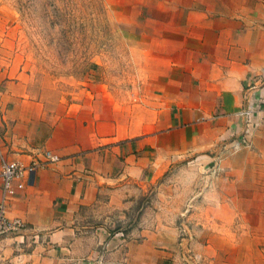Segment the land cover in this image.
<instances>
[{"label": "crops", "instance_id": "crops-1", "mask_svg": "<svg viewBox=\"0 0 264 264\" xmlns=\"http://www.w3.org/2000/svg\"><path fill=\"white\" fill-rule=\"evenodd\" d=\"M134 27V77L117 91L46 94L0 71V166L60 156L14 180L6 213L25 228L0 238V262L180 264L173 221L110 226L160 159L211 151L264 174V0H135ZM239 201L253 204L231 190L220 206Z\"/></svg>", "mask_w": 264, "mask_h": 264}, {"label": "rangeland", "instance_id": "rangeland-1", "mask_svg": "<svg viewBox=\"0 0 264 264\" xmlns=\"http://www.w3.org/2000/svg\"><path fill=\"white\" fill-rule=\"evenodd\" d=\"M134 19L135 0H0V71H22L46 94L104 82L117 91L134 77ZM207 152L160 159L161 174L144 177L110 226L173 221L180 264H264V174ZM231 190L253 204L220 206ZM229 216L233 222L220 221Z\"/></svg>", "mask_w": 264, "mask_h": 264}, {"label": "built area", "instance_id": "built-area-1", "mask_svg": "<svg viewBox=\"0 0 264 264\" xmlns=\"http://www.w3.org/2000/svg\"><path fill=\"white\" fill-rule=\"evenodd\" d=\"M41 159H33L28 164L17 160L2 159L0 166L1 188H0V238L8 233L17 232L25 228V223L19 217H9L6 213L8 201L15 194L14 180L23 176L31 178L36 168L41 165L56 162L60 156L49 149L41 152ZM0 264H6L0 262Z\"/></svg>", "mask_w": 264, "mask_h": 264}]
</instances>
